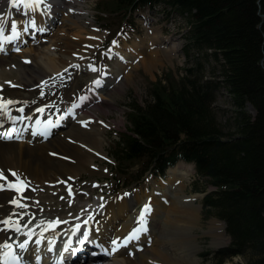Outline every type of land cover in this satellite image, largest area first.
I'll return each mask as SVG.
<instances>
[{"label": "bare ground", "instance_id": "6f19581e", "mask_svg": "<svg viewBox=\"0 0 264 264\" xmlns=\"http://www.w3.org/2000/svg\"><path fill=\"white\" fill-rule=\"evenodd\" d=\"M85 3L86 0H42L30 10L23 6L14 8L10 0H0V25L5 29L0 35V45L8 44L9 34L16 36L10 28L12 21L17 22L19 34L25 37L30 21H35L33 29H42L64 12L66 19L80 27L82 22H88L87 13L83 12ZM26 26L28 30L25 32ZM158 37L151 38V44L158 43ZM80 42L69 37L59 42L63 43V53L58 66L50 51L43 64L38 55L34 58L29 56L30 62L14 55H0V100L14 101L7 110L0 109V171L4 173V178L0 179V262L5 244L12 245L11 251L21 256L23 264H49L51 255L58 253L59 248L62 258L54 264H185L187 260H198L196 249L191 250V246L196 244L192 228L201 219L202 205L196 202L197 194H187L183 181L195 172L192 166L179 163L167 170V179H162L163 184L156 187L152 197L142 202L151 209L145 214L143 223L139 217L144 207L141 211H134L142 200L136 193L123 192L120 197L111 196L106 202L102 194L89 198L91 188L81 189L82 174H108L97 162L109 155L103 127L98 122H91L98 120L108 124L98 112L104 98L101 96L113 98L125 89L131 75L127 81L123 74L119 76L120 72H123L127 61L133 60L134 51L141 54L142 51L147 52L148 47L142 38L134 42L129 52H122V63L115 72L96 80L99 84L91 81L83 101L78 73L87 70L93 75L95 66L86 62L85 55L81 57L85 69L76 68L78 59L73 57V52L82 44ZM154 53L157 52H152V56ZM164 53L170 56L173 50L167 48ZM152 56L142 55L140 62ZM157 62L154 56L150 66ZM64 67L67 72L55 76L65 70ZM41 108L44 111L38 112L37 109ZM81 122H87V126ZM112 122L116 126L123 123L121 119ZM91 182L102 188L99 178H93ZM66 186H71V195ZM13 200L18 203H12ZM85 200L88 205H85ZM57 218L68 223L49 227L48 222ZM85 220H88L86 225ZM78 223L80 232L73 235L74 226ZM214 223L216 220H211L210 233L215 236L213 246H221L226 243L220 233L225 232V225L218 228ZM138 228L145 230L138 232L137 238L126 246L111 252L112 240L122 244L124 238ZM85 230L90 233V242L81 246L78 239ZM25 240L28 241L26 247L20 249L19 244ZM66 244L67 249L64 247ZM95 251L99 253L97 257L93 256ZM67 256L70 260L68 258L64 263Z\"/></svg>", "mask_w": 264, "mask_h": 264}, {"label": "trees", "instance_id": "16d2710c", "mask_svg": "<svg viewBox=\"0 0 264 264\" xmlns=\"http://www.w3.org/2000/svg\"><path fill=\"white\" fill-rule=\"evenodd\" d=\"M114 2L127 26L157 5L182 14L189 28L184 54L194 59L178 78L153 82L150 99L132 102L115 150L120 174L135 160L142 170L134 182L181 160L194 164L195 191L206 192L204 215L224 221L230 236L212 264L234 257L242 258L236 264H264V0ZM221 92L231 105L226 122L216 104Z\"/></svg>", "mask_w": 264, "mask_h": 264}, {"label": "rangeland", "instance_id": "374dc122", "mask_svg": "<svg viewBox=\"0 0 264 264\" xmlns=\"http://www.w3.org/2000/svg\"><path fill=\"white\" fill-rule=\"evenodd\" d=\"M100 1L101 3H99ZM84 6L85 8L83 9V12L87 13V23L82 22L81 26L77 27L71 19L65 18L66 16H64V13L66 12H64V15H59V17H56V20L54 19L55 23L53 22L50 25L47 23L42 29H33V27H30L26 37L21 36L20 34L18 36H14L12 33L9 34L8 44L5 46L0 45V49H2L0 50V55L7 57L14 55L16 58H25V61H31L32 57L34 58L38 55L41 56V62L43 64L45 62L47 52L50 51L51 57L57 61L55 65L58 66L60 64V54L63 53V43L59 42L64 41L65 37H69L73 41L75 39V42L81 41L80 43L82 44L74 48L76 51L73 52V57L78 59L75 61L78 64L76 65V68L79 70L85 69V62L83 63L81 57L86 55V62L94 65V68L96 69L95 71H92V73H94L93 75H91V71L88 72L87 70L78 73L81 83V97L83 98L82 94L87 93L86 91L89 90L91 80L96 81L103 78L106 74L115 72L118 69L119 64L121 65L122 63V52H129L130 47L133 46L134 42L141 38L145 41V46L148 47V51H142L144 54H139L133 50V60L131 59L132 61H127L123 68V72H120L119 74L121 77L123 74V77L127 81L129 75H131L129 84L125 87V89L113 98L100 95L104 98L101 102L102 107L99 108L98 112L101 116H103V118H105L108 124L104 125L98 120L91 121L98 122V124H101L103 127V137L106 140L105 148L109 155L107 157H103L104 159H102V161L98 159L97 162L100 163V166H103V170H105L108 174H104L105 176H93L91 174L90 176V174L84 173L82 174L83 184L80 183L81 189L91 188V192H89V198L91 199H94L96 196L102 194L103 197H106L107 201L111 196L120 197L123 192H133L136 193L139 198L141 197V202H143L144 200L146 201L152 197L155 193L154 191H156V187L159 188L163 184L161 182L167 179L168 174L166 172L165 175L154 176L151 173H145L141 176L139 183L134 182V177L139 174L141 175L142 170L139 161L135 160L129 164L130 172L127 175H124L125 177L121 176L118 172H116L118 164V159L115 153L117 142L120 139V132L129 125L127 115L130 112L132 102H134V100L144 102L145 100L150 99V87L160 76L164 78L166 74H172L175 78H178L179 76L185 74L188 65L194 62V59H192V61H188L186 54H184L185 44L188 43V24L185 17L179 12L170 10L162 5H157L152 10H144L136 13L135 23L137 25L134 27L128 26L124 29L122 25L124 24V26H127L129 24L121 22L124 18H120V15L123 13L117 11V8H114V0H110V2L109 0H86ZM63 9L66 10L65 8ZM37 32L38 34H36ZM154 36H159L158 38L160 39H158V43L156 42L151 44L152 40L150 39ZM113 41H116V43L113 44ZM167 48L173 50V53L170 56H167L164 53V50ZM17 49H19V51H17ZM156 50H159L160 52ZM152 52L157 53H154L152 56ZM42 53H45V55H42ZM77 53L79 55H77ZM142 55L143 57L149 55L152 57L140 62ZM154 56L157 57L158 62L156 65L151 67L150 63L154 59ZM65 67L63 69H65ZM64 71L65 70L59 71L55 74V76ZM116 79L119 78L117 77ZM41 82L43 83V81ZM113 83H115L114 80ZM13 86H15V84H13ZM35 86L38 87V84L36 83ZM42 96L43 95L41 94V97ZM216 104L219 108H221L219 112V119L226 122V119L229 116L228 112L231 108L227 95L221 92L218 95ZM119 119H121L123 123L116 126L112 121ZM179 163H184L188 167L192 166L195 170V167L190 163L182 161H179ZM105 167L108 168L109 171H107ZM18 172L22 173L20 170ZM93 178L100 179L102 188L99 185L95 186L91 182ZM198 180L199 176L196 170L193 174L183 179L186 184L185 190L187 194H197L198 197L196 196L195 198L196 202L202 204L204 193L195 191L194 188L196 184H199ZM129 181L132 183L129 184ZM70 182L74 185L73 180ZM69 188H71V186L65 187L66 190ZM58 192L59 191H57V193ZM85 201V205H88L87 200ZM101 207H103V204L100 208ZM142 207H144V204L139 203L135 206V212L139 210L141 211L142 209L140 208ZM211 220H216L214 226L216 225L218 228H221L222 224L225 225V222L218 217H205L204 210L201 209V219L197 221L195 226L192 228V232L195 234L196 244L195 246H191V250L196 249L198 260H187L185 264L213 263L211 258L212 254L215 249H218L220 246H213L215 236L210 233ZM220 233L222 236L221 238L225 239V244L228 245L230 243V236L227 233L226 226L225 232ZM206 251H209V256L203 255ZM241 261V257H234L225 264H236Z\"/></svg>", "mask_w": 264, "mask_h": 264}, {"label": "snow or ice", "instance_id": "6c2138e0", "mask_svg": "<svg viewBox=\"0 0 264 264\" xmlns=\"http://www.w3.org/2000/svg\"><path fill=\"white\" fill-rule=\"evenodd\" d=\"M42 0H10V3H11V6L14 7V8H20L21 6L23 7H26L28 9H33L35 6H38L39 3H41ZM30 27H35V21H30L29 22V25ZM10 28H11V31L13 33L16 34V36L19 35V31L17 30V22L16 21H12L11 24H10ZM28 30V27H24L23 31H27ZM5 31L3 25H0V35L3 34V32ZM116 41H113V44H115ZM2 50V49H0ZM17 51H19V49H17ZM26 62H30V61H26ZM93 71H95L96 69L95 68H92ZM65 72H67V69H65ZM58 76L60 75H63V74H57ZM45 84L47 83V81L44 82ZM94 83L96 84H99V81H94ZM43 94V93H41ZM84 99V98H82ZM14 101H11V100H0V109H3V110H7L8 108V105H11L13 104ZM76 105H74L75 107ZM20 111H23V109H20ZM38 112H43L44 109L41 108V109H37ZM69 111H71V109H69ZM15 119V118H14ZM39 123V122H38ZM83 123L85 126H87V122H81ZM45 135H47V132L44 133ZM13 176L16 175V173H12ZM4 178V173L3 171H0V179H3ZM12 186V185H10ZM19 190V189H18ZM68 192H69V195H71V188L68 189ZM64 197H61V199H63ZM12 203L16 204L18 203V201H15L13 200ZM21 207H23V205H21ZM84 211V210H82ZM151 209H150V206L149 205H145L143 210L141 211V214H140V221L143 223L144 219H145V214L150 212ZM91 216H89V220H91ZM76 219H79V217H76ZM5 224H8V221H4ZM49 227H55L56 225L60 224V223H68V221H61L60 219H56L54 221H49ZM88 223V220H85L84 221V224L86 225ZM12 225H9V227H11ZM80 228H81V225L78 223L74 226V230H73V235H76L77 233L80 232ZM142 230H145V229H142V228H138V229H134L127 237L124 238L123 240V243H118L117 240H112L111 241V245H112V248H111V252H116L118 251V249H120L122 246H126L131 240L137 238V233L142 231ZM89 236H90V233L88 230H85L83 231L81 234H80V238L78 239V243L83 246L85 243L87 242H90L89 241ZM28 241L25 240L23 243L19 244V248L20 249H24L27 245ZM37 243H39V241H37ZM3 248H6V249H9L8 252H4L2 253V256H3V264H10L9 262V257H11V261H15L17 258L11 254V248H12V245L10 244H5L2 246ZM65 249L68 248V244H66L65 246ZM102 247V246H101ZM51 250V249H49ZM76 251H79V249H76ZM105 251H108L107 249H105ZM111 252L109 254H111Z\"/></svg>", "mask_w": 264, "mask_h": 264}]
</instances>
